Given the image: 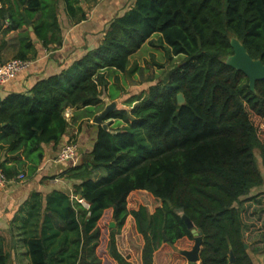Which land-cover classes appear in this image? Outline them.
Segmentation results:
<instances>
[{"label":"trees","instance_id":"1","mask_svg":"<svg viewBox=\"0 0 264 264\" xmlns=\"http://www.w3.org/2000/svg\"><path fill=\"white\" fill-rule=\"evenodd\" d=\"M1 1L0 28L10 23L4 32L25 26V11L45 47L62 46L61 0ZM62 1L74 23L88 18L83 0ZM232 36L264 62V0H135L109 22L97 47L0 103V169L15 179L26 165L33 176L44 145H58L66 135L69 108H89L92 118L104 108H91H99L105 96L115 99L107 70L143 74L138 63L131 67V56L147 41L182 58L160 81L145 79L151 83L147 92L128 99L129 107H116L107 117L108 129L97 124L92 151L69 171L73 193L48 197L46 224L57 223L59 233L27 241L32 264H51L55 254L69 255L71 264H102L99 222L107 212L116 221L107 251L117 264H136L119 248L129 217L143 238L141 264H155L163 244L195 241L184 214L203 238L199 261L187 264H256L246 247L242 214L244 201H256L254 192L264 186L257 158L258 150L264 153V80L253 90L249 77L226 63L234 52ZM32 48L30 39L18 58L27 59ZM115 120L124 122L122 129L111 130ZM18 152L25 159L10 164L9 154ZM136 193L152 196L155 210L130 207ZM61 230L64 247L52 251L48 241ZM8 261L0 235V264Z\"/></svg>","mask_w":264,"mask_h":264},{"label":"crops","instance_id":"2","mask_svg":"<svg viewBox=\"0 0 264 264\" xmlns=\"http://www.w3.org/2000/svg\"><path fill=\"white\" fill-rule=\"evenodd\" d=\"M134 3L135 0H97L90 3L83 0L88 18L74 23L67 15L61 0L59 19L63 44L62 46L54 44L50 48L45 47L35 35L33 22V30L27 23L22 28L7 32L4 31L10 23L9 21L3 23V27L0 28V61L7 62L18 58L28 40L32 39L33 48L27 52V59L32 60L33 65L29 70L19 73L11 81L0 86V103L13 93L29 92L40 79L67 69L88 50L97 47L103 39L109 22ZM104 101L107 102L106 105L112 102L108 96L104 97ZM88 110L89 108H69L67 111L70 112V117L66 115L70 121L68 131L58 145H44V158L38 165L36 174L29 176L27 166L24 165L20 172L26 175L24 179H12L5 187L0 188V235L4 236L5 249L9 252L8 264H32L27 251V241L32 237H50L56 232L59 233L57 223L54 222V225L48 227L46 224L49 213L48 197L57 191L73 193L75 182L68 179L69 171L80 163L85 153L92 151L98 133L97 125H89L92 124L93 119L88 116ZM98 114L94 116V121ZM81 122H83L82 130L79 128ZM77 138L80 144L78 158L57 161L61 147ZM2 152L4 154V151ZM9 155L10 164L15 163V159H25L20 152ZM62 234L61 230L60 235L48 241L50 250L57 251L64 247L62 245L65 235ZM254 251H257L255 257L253 255L255 263L264 264V249L256 247ZM50 262L51 264H71L72 259L67 254L65 256L55 254Z\"/></svg>","mask_w":264,"mask_h":264},{"label":"rangeland","instance_id":"3","mask_svg":"<svg viewBox=\"0 0 264 264\" xmlns=\"http://www.w3.org/2000/svg\"><path fill=\"white\" fill-rule=\"evenodd\" d=\"M153 38L159 39V35L157 34L153 36ZM181 60V57H170L166 48L161 44L152 46L149 41H147L141 50L131 56V67L138 63L139 66L144 69L143 74H140V71L133 74L120 71H106V74L109 76V86H111V88L114 87L115 92L118 93L115 99H110V101H116L117 107H129L130 104H127L128 99L144 94L150 87L151 83L144 82L145 79H148L152 75L156 78V81H160L168 74L170 68ZM106 104L107 102L105 103L104 101L99 108H91V110L96 112L102 108L105 109L107 106ZM133 104L134 103H132V105ZM102 111L98 113L100 114ZM65 115L70 117V112L66 111ZM92 119L93 122L89 125H97L95 124L94 116ZM109 121L110 119H106L105 122L108 123ZM123 125L124 122H116L115 120L111 126V130L117 131L122 129ZM79 128L82 130L83 122L79 124ZM72 140L75 141V139ZM76 141L78 142V138ZM257 158L264 174V153L262 154L261 151L258 150ZM254 193L257 195V200H245L243 203L244 211L242 215L245 223L244 230L247 232L245 233L244 231L245 243L248 244L247 248L255 257L257 251H254V248L260 247V249H264V186ZM129 204L130 207L147 204L151 211H154L158 205L152 196H147L143 193L133 194L130 197ZM112 219V212H107L99 222L101 240L98 253L102 260V264H117L107 251L109 236L112 229L110 226ZM118 238L120 250L126 255H129L136 264H141V246L143 244V238L135 229V222L132 217L127 219ZM194 244L195 241L189 239L180 241L178 245L174 247L169 244H163L156 252L155 264H187L188 259L183 254V251L192 250Z\"/></svg>","mask_w":264,"mask_h":264},{"label":"water","instance_id":"4","mask_svg":"<svg viewBox=\"0 0 264 264\" xmlns=\"http://www.w3.org/2000/svg\"><path fill=\"white\" fill-rule=\"evenodd\" d=\"M26 22L30 25V28L33 30L32 21L26 12H23ZM231 45L234 49L233 54L228 55L226 57V63L234 68L243 71L248 77L250 81V86L253 90L256 88L257 81L264 80V62L259 58H253L248 52L247 48L243 44V42L237 37H231ZM185 97L182 93L178 95L179 104L185 103ZM117 107V102L113 101L109 103L106 108L97 115L95 118V122L98 125H102L104 128L108 129L109 125L106 123V119L109 114ZM81 199V195L78 196ZM183 219L189 228L192 229L193 234L195 235V244L192 250L183 251V254L187 257V259L191 262H198L200 259V250L202 247V233L200 230L194 227L193 221L187 216L183 215ZM111 227L116 226V221L112 220L110 223ZM248 247V244H246ZM235 261V254L231 251V262Z\"/></svg>","mask_w":264,"mask_h":264},{"label":"built area","instance_id":"5","mask_svg":"<svg viewBox=\"0 0 264 264\" xmlns=\"http://www.w3.org/2000/svg\"><path fill=\"white\" fill-rule=\"evenodd\" d=\"M3 6L0 0V8ZM33 65L30 59L14 58L7 62L0 61V86L11 81L19 73L29 70ZM80 144L77 141L70 140L67 144L63 145L58 152L57 161L76 160L79 156ZM25 174L21 173L17 179H24ZM12 179L7 178L6 174L0 169V188L5 187ZM79 199L78 197H76ZM79 201L85 203L83 199Z\"/></svg>","mask_w":264,"mask_h":264}]
</instances>
